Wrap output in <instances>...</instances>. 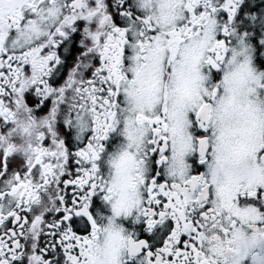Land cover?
<instances>
[{"label":"snow or ice","instance_id":"obj_1","mask_svg":"<svg viewBox=\"0 0 264 264\" xmlns=\"http://www.w3.org/2000/svg\"><path fill=\"white\" fill-rule=\"evenodd\" d=\"M0 264H264V0H0Z\"/></svg>","mask_w":264,"mask_h":264}]
</instances>
